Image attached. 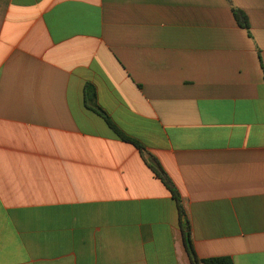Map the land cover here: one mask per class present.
I'll list each match as a JSON object with an SVG mask.
<instances>
[{
  "label": "crops",
  "instance_id": "obj_1",
  "mask_svg": "<svg viewBox=\"0 0 264 264\" xmlns=\"http://www.w3.org/2000/svg\"><path fill=\"white\" fill-rule=\"evenodd\" d=\"M97 108L199 258L264 264V0H0V264H192Z\"/></svg>",
  "mask_w": 264,
  "mask_h": 264
},
{
  "label": "trees",
  "instance_id": "obj_2",
  "mask_svg": "<svg viewBox=\"0 0 264 264\" xmlns=\"http://www.w3.org/2000/svg\"><path fill=\"white\" fill-rule=\"evenodd\" d=\"M233 13L239 25L245 28L249 27L248 17L246 16L243 10L238 9V8H233ZM95 110L105 119L108 126L116 133L118 137H120L124 141L132 143L134 146H136L140 150V152L142 153V155L144 156L148 164L151 166L153 171L156 173V175H158V177L162 179V181L166 184V186L172 193V196L176 200L178 210H179L180 224L182 226L183 236H184V244H185L186 250L188 252V255L190 257L192 264H234L233 260L228 256L208 257V258L198 257L194 249L193 243H192L191 226H190L189 220L186 217V214H185V211L182 205L181 195L179 191L177 190L176 186L174 185L170 176L162 168V166L155 160L154 156L146 149V147L139 140L125 133L112 120V118L106 113L105 110H103L102 108H97ZM150 159H153L154 161H156V163L152 164L150 162Z\"/></svg>",
  "mask_w": 264,
  "mask_h": 264
}]
</instances>
